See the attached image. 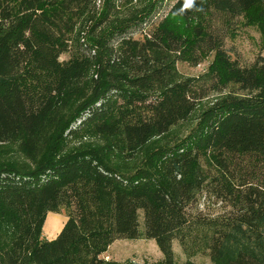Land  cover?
Listing matches in <instances>:
<instances>
[{
	"label": "trees",
	"instance_id": "16d2710c",
	"mask_svg": "<svg viewBox=\"0 0 264 264\" xmlns=\"http://www.w3.org/2000/svg\"><path fill=\"white\" fill-rule=\"evenodd\" d=\"M125 1L0 0V144L34 163L0 167V264H118L104 260L109 246L141 237L173 264L172 242L187 250L188 235L211 264H264V56L240 65L224 47L264 0ZM210 53L203 79L171 81L175 60ZM211 92L224 95L134 172L62 146L73 123L70 135L90 128L134 159ZM202 193L226 208L195 211ZM60 212L62 229L44 239L47 214Z\"/></svg>",
	"mask_w": 264,
	"mask_h": 264
},
{
	"label": "rangeland",
	"instance_id": "374dc122",
	"mask_svg": "<svg viewBox=\"0 0 264 264\" xmlns=\"http://www.w3.org/2000/svg\"><path fill=\"white\" fill-rule=\"evenodd\" d=\"M150 1L152 0H126V6L124 8H141ZM172 3L173 0H169L168 6ZM260 11L261 9L259 8L252 9L243 17L235 20L228 37L225 39V49L229 51L230 57L236 59L240 65L252 63L257 55L264 56V50H261V46L264 45V26H261V23H264V12ZM69 58L70 53H64L60 56L59 60L65 61ZM213 58L214 54L210 53L197 65H192L190 62L183 60H175L171 81L186 78L203 79ZM230 89L236 88L234 86H229L228 90ZM222 95L211 92L200 101L195 111L186 121L173 126L167 134L151 139L144 147L139 149L137 155L131 160L125 159L117 148L108 152L107 142L104 138L97 136L90 128L82 129L77 134L70 135L69 131L75 128L73 123H69L63 129L62 146L66 151L82 149L97 150L100 154H104L105 161L109 166L131 173L141 166L146 156L155 149L172 145L183 140L197 124L202 112L209 108ZM114 143L115 141H111V144L115 146ZM1 166H10L19 170H29L34 168V163L28 160L19 151L17 143L11 142L0 144V167ZM193 207L195 211L204 215H216L226 208L214 197L208 196L205 193L198 195L195 206ZM57 214H61L63 218H66L63 212ZM139 223L142 230L143 218L141 213ZM198 237L202 238V235L199 234ZM195 241L196 237H193V235H188L186 237L185 245L187 246V250H183L178 240L172 242L174 256L173 264H184L186 261H192L195 264H211L209 257L195 245ZM104 260L116 262L118 264H163V256L154 240H148L142 237L135 240L119 239L114 241L104 254Z\"/></svg>",
	"mask_w": 264,
	"mask_h": 264
},
{
	"label": "crops",
	"instance_id": "0c3cea01",
	"mask_svg": "<svg viewBox=\"0 0 264 264\" xmlns=\"http://www.w3.org/2000/svg\"><path fill=\"white\" fill-rule=\"evenodd\" d=\"M51 216H53V217H51ZM65 221H66V218H63L61 216V214L48 213L47 216H46V218H45V222H44L43 229H42V231H43V235H42L43 238L46 239V240H52V239H54L58 235V233L60 232V230L62 229ZM50 224H53V227L52 226H49Z\"/></svg>",
	"mask_w": 264,
	"mask_h": 264
},
{
	"label": "clouds",
	"instance_id": "9594fccd",
	"mask_svg": "<svg viewBox=\"0 0 264 264\" xmlns=\"http://www.w3.org/2000/svg\"><path fill=\"white\" fill-rule=\"evenodd\" d=\"M195 0H185L184 7L185 8H191L194 4Z\"/></svg>",
	"mask_w": 264,
	"mask_h": 264
},
{
	"label": "bare ground",
	"instance_id": "6f19581e",
	"mask_svg": "<svg viewBox=\"0 0 264 264\" xmlns=\"http://www.w3.org/2000/svg\"><path fill=\"white\" fill-rule=\"evenodd\" d=\"M49 216V215H48ZM51 217H53V216H51ZM53 219V218H52ZM47 220V219H46ZM49 222V221H48ZM51 222V221H50ZM46 225V224H45ZM56 225V224H55ZM49 226H52L53 227V224H50ZM55 227V226H54ZM52 232V231H51Z\"/></svg>",
	"mask_w": 264,
	"mask_h": 264
}]
</instances>
